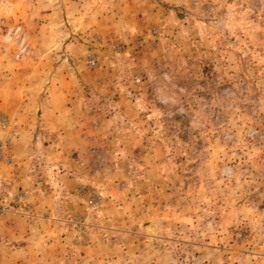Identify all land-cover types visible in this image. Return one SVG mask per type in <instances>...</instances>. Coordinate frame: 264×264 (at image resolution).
Segmentation results:
<instances>
[{"label":"rangeland","instance_id":"1","mask_svg":"<svg viewBox=\"0 0 264 264\" xmlns=\"http://www.w3.org/2000/svg\"><path fill=\"white\" fill-rule=\"evenodd\" d=\"M67 95L83 154L46 128ZM0 115L53 198L0 183L14 209L26 194L4 214L51 226L50 264H264V0H0ZM83 161L96 182L68 188Z\"/></svg>","mask_w":264,"mask_h":264},{"label":"crops","instance_id":"2","mask_svg":"<svg viewBox=\"0 0 264 264\" xmlns=\"http://www.w3.org/2000/svg\"><path fill=\"white\" fill-rule=\"evenodd\" d=\"M53 105L55 104L53 103ZM57 106V108H60L59 112H55L56 107L54 106H52L51 109L48 107L46 108L45 117H48L47 119L45 118L46 128L64 134L62 135L64 137L63 139H67L66 144L70 142L72 152H74L75 149L81 151L82 154L88 152L89 136L87 134L89 133V129L86 128L85 130L84 125L77 126L76 122L80 124L82 119L79 115L75 116V112L78 113L80 110H82L84 114L90 113L88 106L84 104V99L81 100L78 97L67 95L65 98L59 100ZM49 110L53 113L50 114ZM49 116H51L50 119ZM84 121L86 122V120ZM17 136L14 145L12 143V152L14 154L13 163L10 165L0 164V183L12 185L14 190L23 189L32 202H41L37 205L39 210L42 208L46 209L47 205H51L53 198L50 195L42 194V192L34 193V188L37 185L33 181L32 173L29 172V156L32 152L28 148L29 143L27 135L25 136L23 133H17ZM51 149V155L56 152H58V154L71 153L67 147L64 149H59L58 147H56V149L55 147L48 148V150ZM85 163L86 162L83 161L81 164L77 163L76 166L73 165L72 167V170L75 171V169L78 168V170L82 172H80L82 176L80 175L81 177H79L82 179L63 176V183H65L68 188L75 189L81 182H96V177L91 175V169H89V165ZM50 234H53L51 226L45 224L43 221L39 220L36 221V223L28 222L26 219L16 214H0V237L3 239V243L0 246V263L50 264L63 259L65 256L62 252L65 251L66 248L59 240L48 243L46 241L48 239L46 235L50 236Z\"/></svg>","mask_w":264,"mask_h":264},{"label":"built area","instance_id":"3","mask_svg":"<svg viewBox=\"0 0 264 264\" xmlns=\"http://www.w3.org/2000/svg\"><path fill=\"white\" fill-rule=\"evenodd\" d=\"M98 56L95 54L88 55L86 59V64L88 67H95L98 64ZM0 125L3 129L8 128V119L4 115H0ZM12 145V138L11 136H6L3 140L0 141V163L4 165H10L13 162V157L10 154V149ZM78 191V188L76 189ZM26 200V194L19 192L14 197V203L16 204L15 207L18 209L12 208L10 205L5 204L2 202L0 197V214L14 212V211H22V206L24 205ZM90 204L92 207H100L102 204V196L99 194L90 195ZM73 222L75 224L81 225L80 229L85 228L87 229L86 222L84 221V217L82 215L75 214Z\"/></svg>","mask_w":264,"mask_h":264}]
</instances>
